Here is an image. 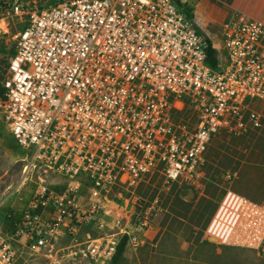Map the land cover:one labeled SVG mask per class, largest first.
Returning <instances> with one entry per match:
<instances>
[{"label": "built area", "instance_id": "1", "mask_svg": "<svg viewBox=\"0 0 264 264\" xmlns=\"http://www.w3.org/2000/svg\"><path fill=\"white\" fill-rule=\"evenodd\" d=\"M0 9L21 25L2 83L3 115L26 150L25 174H40L28 205L0 227V264H16L19 245L52 250L80 216V187L94 211L113 188L146 174L187 179L216 131L260 125L251 101H264L261 18L222 23L224 60L214 68L207 38L174 0H0ZM184 107L193 122L173 117ZM48 174L64 179L62 192ZM207 228L215 242L259 248L264 200L228 190ZM115 250L95 239L86 253L95 262Z\"/></svg>", "mask_w": 264, "mask_h": 264}, {"label": "rangeland", "instance_id": "2", "mask_svg": "<svg viewBox=\"0 0 264 264\" xmlns=\"http://www.w3.org/2000/svg\"><path fill=\"white\" fill-rule=\"evenodd\" d=\"M180 1L192 10L194 24L212 43L220 63L224 60L222 23L229 16L261 18L249 12L254 0ZM20 26L10 10L0 9V227L4 230L10 218L17 217L28 205L40 176L36 172L25 174L26 150L9 130L2 109V83ZM251 107L259 112L260 125L248 124L240 132L225 128L216 131L203 154V162L187 179L166 182L161 173L146 174L137 185L113 188L108 201L97 205L94 211L86 201L89 189L80 187V216L72 218L53 242L52 250L32 252L19 245L16 264H47L54 259L58 264H264V240L259 248H249L230 244L232 241L215 242L207 235L208 224L228 190L239 188L248 193L244 197L251 201L264 200V101L252 100ZM179 112H174L173 117L193 122L191 108L184 107ZM46 179L53 191H63L65 181L61 176L48 174ZM124 236L123 252L116 261L113 254L92 262L86 253L95 239L112 242L117 249ZM203 239L215 247L242 248L216 260L208 258L210 253L200 254L194 249L204 244ZM72 251L76 253L71 255Z\"/></svg>", "mask_w": 264, "mask_h": 264}, {"label": "crops", "instance_id": "3", "mask_svg": "<svg viewBox=\"0 0 264 264\" xmlns=\"http://www.w3.org/2000/svg\"><path fill=\"white\" fill-rule=\"evenodd\" d=\"M251 7H252V11H249L251 13H254V14H258L259 17L263 18L264 19V0H254L252 1L251 3ZM233 191L237 192L238 194L242 195V196H247L248 193L245 192V191H241V189L238 188V191L234 190ZM241 191V192H240ZM254 202H262V201H254ZM202 243H204L203 245H200V246H196L194 247V249L200 253V254H206V253H210V257L208 258H211L212 259H216V260H222L223 257H225L226 255L228 254H233L235 253L236 251H239L238 248H242V247H239V246H229V245H221V246H214L213 244H210V242L208 240H202ZM244 249H247V248H244ZM221 256H223L221 258Z\"/></svg>", "mask_w": 264, "mask_h": 264}, {"label": "trees", "instance_id": "4", "mask_svg": "<svg viewBox=\"0 0 264 264\" xmlns=\"http://www.w3.org/2000/svg\"><path fill=\"white\" fill-rule=\"evenodd\" d=\"M174 1L176 2V4L180 8H182L183 11H185L188 14L189 17H193L192 10L185 3L181 2L180 0H174ZM207 62H208V64L211 67H214V68L217 67L218 60H217L216 49L213 47V45L210 42V40H208ZM3 92H4V88L2 86V88H1V94H2V96H3ZM7 224H9V222ZM125 238H126V236H124L122 242H120V244L118 245V247L116 249V252L114 253V256H113V261H116L118 259V257L121 255V253L123 252V244L125 242Z\"/></svg>", "mask_w": 264, "mask_h": 264}, {"label": "bare ground", "instance_id": "5", "mask_svg": "<svg viewBox=\"0 0 264 264\" xmlns=\"http://www.w3.org/2000/svg\"><path fill=\"white\" fill-rule=\"evenodd\" d=\"M1 26H4V25L1 23Z\"/></svg>", "mask_w": 264, "mask_h": 264}]
</instances>
